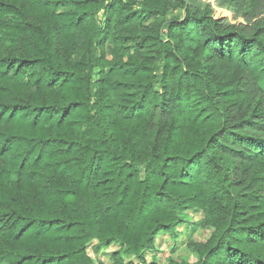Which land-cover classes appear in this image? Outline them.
<instances>
[{
  "label": "trees",
  "instance_id": "1",
  "mask_svg": "<svg viewBox=\"0 0 264 264\" xmlns=\"http://www.w3.org/2000/svg\"><path fill=\"white\" fill-rule=\"evenodd\" d=\"M187 212L264 264V0H0V264H148Z\"/></svg>",
  "mask_w": 264,
  "mask_h": 264
},
{
  "label": "rangeland",
  "instance_id": "2",
  "mask_svg": "<svg viewBox=\"0 0 264 264\" xmlns=\"http://www.w3.org/2000/svg\"><path fill=\"white\" fill-rule=\"evenodd\" d=\"M206 3L207 0H201ZM181 12L172 13L171 18L180 17ZM237 22L245 24L243 18L237 19ZM94 53H98L94 51ZM203 221L202 213L187 212L182 216V225L178 228L176 237L169 235H159L155 251L152 254H147L145 260L148 264H169L175 261L179 264H195L198 262V255L188 248L190 243H205L211 236V232L204 230L201 226ZM96 245V243H93ZM121 250L120 245L111 246L109 249H104L96 254L93 251L89 256L95 264H112V255ZM132 259L127 258L125 264H130ZM134 263V262H133Z\"/></svg>",
  "mask_w": 264,
  "mask_h": 264
}]
</instances>
